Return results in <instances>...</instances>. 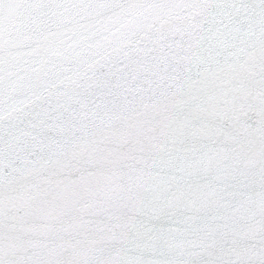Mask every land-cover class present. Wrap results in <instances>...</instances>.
Wrapping results in <instances>:
<instances>
[{
    "label": "snow or ice",
    "instance_id": "6c2138e0",
    "mask_svg": "<svg viewBox=\"0 0 264 264\" xmlns=\"http://www.w3.org/2000/svg\"><path fill=\"white\" fill-rule=\"evenodd\" d=\"M0 264H264V0H0Z\"/></svg>",
    "mask_w": 264,
    "mask_h": 264
}]
</instances>
